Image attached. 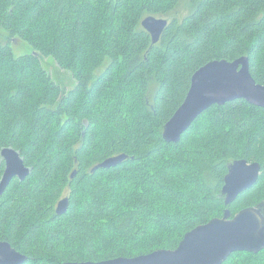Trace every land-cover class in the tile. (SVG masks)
<instances>
[{"label":"trees","instance_id":"16d2710c","mask_svg":"<svg viewBox=\"0 0 264 264\" xmlns=\"http://www.w3.org/2000/svg\"><path fill=\"white\" fill-rule=\"evenodd\" d=\"M183 4L188 14L179 18ZM147 17L169 22L157 44L142 26ZM0 28L8 35L0 44V180L6 148L31 170L0 198V242L25 264L175 250L226 210L234 218L261 209L264 108L213 106L178 143L163 130L209 62L247 57L264 86V0H0ZM18 38L70 71L76 86L55 83L35 53L15 56ZM121 155L122 164L93 172ZM236 160L259 163L261 175L226 206L222 189ZM64 198L69 208L59 216ZM224 264H264V250Z\"/></svg>","mask_w":264,"mask_h":264},{"label":"water","instance_id":"95a60500","mask_svg":"<svg viewBox=\"0 0 264 264\" xmlns=\"http://www.w3.org/2000/svg\"><path fill=\"white\" fill-rule=\"evenodd\" d=\"M168 20L147 17L143 28L157 44L168 27ZM202 74V75H201ZM197 82L199 89L196 90ZM236 100L264 108V86L257 84L250 73L247 57L234 62L215 60L201 67L192 76L190 90L173 117L166 123L163 138L168 143H178L196 120L213 106H223ZM180 117L178 123H173ZM5 171L0 180V198L15 179L25 180L31 170L26 167L21 154L13 148L3 149ZM127 155L110 158L97 165L93 172L122 164ZM261 165L236 160L229 165L224 180L222 197L226 206L232 204L244 191L259 180ZM76 171L72 174V178ZM69 208V198L57 205V215H64ZM264 250V218L261 210L248 208L231 218L225 211L223 218L213 219L208 224L188 232L175 250H160L136 258H117L104 262H82L66 264H224L237 252L260 253ZM27 257L12 247L9 242H0V264H25Z\"/></svg>","mask_w":264,"mask_h":264},{"label":"rangeland","instance_id":"374dc122","mask_svg":"<svg viewBox=\"0 0 264 264\" xmlns=\"http://www.w3.org/2000/svg\"><path fill=\"white\" fill-rule=\"evenodd\" d=\"M188 14V7L186 4H183L176 13L177 17H184ZM164 19V18H162ZM7 34L5 31H3L0 28V44L5 45L7 44ZM7 42V43H6ZM12 48L15 53V56H21V55H29L32 53H35L36 56H38L41 66L43 70L46 72L48 76L52 78V80L55 81L58 85H60L62 88L71 90L76 86V81L70 71H67L58 64V62L51 56H45L41 54L39 51H36L33 47L28 45L25 41L18 38L15 39L12 43ZM33 79L37 80L36 83L37 86H44V79L43 76L37 72L36 70L32 71ZM261 214L264 218V210L261 206Z\"/></svg>","mask_w":264,"mask_h":264},{"label":"snow or ice","instance_id":"6c2138e0","mask_svg":"<svg viewBox=\"0 0 264 264\" xmlns=\"http://www.w3.org/2000/svg\"><path fill=\"white\" fill-rule=\"evenodd\" d=\"M202 75V74H201ZM199 82H197V85H196V89H194V95L196 94V90H198L199 89ZM179 120H180V117H177V120L176 121H174L173 123H178L179 122Z\"/></svg>","mask_w":264,"mask_h":264},{"label":"flooded vegetation","instance_id":"af4514ba","mask_svg":"<svg viewBox=\"0 0 264 264\" xmlns=\"http://www.w3.org/2000/svg\"><path fill=\"white\" fill-rule=\"evenodd\" d=\"M228 169H229V167H228ZM260 175H261V172H260ZM259 179H260V176H259ZM258 181H259V180H258ZM258 181H257V183H258ZM257 183H256V184H257ZM256 184H255V185H256ZM255 185H253V186H255ZM253 186H252V187H253ZM252 187H251V188H252ZM251 188H250V189H251ZM261 206H262V208H263V210H264V204H262Z\"/></svg>","mask_w":264,"mask_h":264}]
</instances>
